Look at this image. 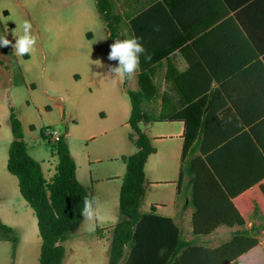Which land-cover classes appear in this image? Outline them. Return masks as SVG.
Masks as SVG:
<instances>
[{
	"label": "crops",
	"instance_id": "obj_1",
	"mask_svg": "<svg viewBox=\"0 0 264 264\" xmlns=\"http://www.w3.org/2000/svg\"><path fill=\"white\" fill-rule=\"evenodd\" d=\"M110 1L112 13L118 18L112 42L107 39L110 30L101 22L100 16L90 10L79 16V37L83 39L86 35V40H90L93 38L91 29H95L102 30L110 45L116 40L141 38L151 55L150 60L142 56V63L150 65L149 75L156 89L155 97L142 105L143 111L148 116L159 117L161 113L170 114L192 106L202 113L201 129L210 132L206 135V143L218 145L214 152H221L220 158L234 166L225 171L219 183L244 224L222 225L206 236L192 234L193 210L187 205L190 194L185 191L189 178H184L177 193L184 131L180 121H143L138 124L155 149L143 167L145 193L139 211L147 214L153 209L155 214L173 221L181 239L209 248L227 242L234 233L247 231L257 238L258 244L239 256L238 264H264V0ZM93 6L95 8V1ZM3 14L8 13L3 11ZM155 26L159 31L153 30ZM10 42L9 52L14 60H30V54L18 56L13 47L15 42L11 38ZM40 54L44 60V51L40 50ZM160 55L161 58L151 61ZM1 59L0 68L3 66V70L0 75L9 71L8 60L0 53ZM71 61L77 62V68L64 71L61 80L53 86L74 87L82 77L93 82L100 80L99 96L93 105L101 117L97 120L105 119V110L113 115L104 141L108 143L99 151L84 154L79 149L78 154L72 152L66 142L75 163V177L83 187L90 188L89 191L86 189L87 193L95 200L93 226L109 225L98 234L101 236L110 233L111 227L119 220L116 208L118 210L119 189L125 174L121 157L137 151L133 144L135 136L128 124L131 105L127 91L138 89L139 69L124 84V79L114 77L110 72V68L118 66L116 61H98L99 68L93 71L88 67L87 54L80 49L79 60ZM21 78L25 81L23 74ZM134 79L136 86L131 89L128 86ZM60 109L63 111L62 107ZM16 117L21 123L20 116ZM0 139L7 140L10 145L12 136L7 132L0 133ZM109 148L113 151L112 156L105 159L117 162L114 165L117 171L92 170V164L100 162L97 155L107 153ZM4 151L5 148L0 155L2 166L6 168L8 151L6 157ZM52 156L56 157L53 153ZM84 162L90 169L88 177L82 171ZM55 167L54 162L40 164L47 182L54 175ZM161 186L167 191L156 197V188ZM10 192L13 197L20 194L18 184L12 179ZM2 205L0 223L15 227L11 216L17 223L18 219ZM32 222L35 225V216ZM36 232L38 230L34 228L33 234Z\"/></svg>",
	"mask_w": 264,
	"mask_h": 264
},
{
	"label": "trees",
	"instance_id": "obj_2",
	"mask_svg": "<svg viewBox=\"0 0 264 264\" xmlns=\"http://www.w3.org/2000/svg\"><path fill=\"white\" fill-rule=\"evenodd\" d=\"M95 7L110 30L107 39L112 42L118 24V18L112 13V3L110 0H95ZM142 59L137 74L138 89L127 91L131 105L128 124L135 136L133 144L137 151L121 157L125 174L118 196L119 220L111 227L107 264H238V257L258 244L257 238L247 231L234 233L227 242L209 248L181 239L173 221L155 214L153 209L147 214L139 211L145 193L143 167L155 149L138 124L143 121H180L184 131L177 193L184 178H189L185 191L190 194L187 205L193 210L192 234L206 236L222 225L244 224L219 183L225 171L234 166L220 158L221 152H214L218 145L206 143V135L210 132L201 129L202 113L192 106L170 114L161 113L159 117L148 116L143 111L142 105L155 97L156 89L150 79V65L142 63ZM127 81L124 79V84ZM8 122L12 141L8 147L6 169L17 179L19 193L36 218L40 238L38 264H61L65 254L62 243L81 224L84 198L92 197L75 177V163L64 135L52 145L57 165L47 182L39 162L27 153L21 123L12 109ZM100 230L95 231L99 234ZM12 233L11 228L0 223V241L12 242L15 251L17 240L10 237Z\"/></svg>",
	"mask_w": 264,
	"mask_h": 264
},
{
	"label": "rangeland",
	"instance_id": "obj_3",
	"mask_svg": "<svg viewBox=\"0 0 264 264\" xmlns=\"http://www.w3.org/2000/svg\"><path fill=\"white\" fill-rule=\"evenodd\" d=\"M93 1L95 0H0V37L9 41L11 38L16 43L24 35L23 23L27 21L31 24L30 35L36 41L29 53L30 60L26 62L14 60L9 46L0 47V53L8 60L9 70L0 75V133L3 135L7 132L11 135L8 117L9 109H12L21 118L28 155L40 164H57V158L52 156V142L44 136L47 129L64 135L69 148L78 154L79 149L84 154L92 150L99 151L108 143L104 141L108 136L107 125L112 121L113 115L105 110V119L98 122L97 119L101 117L98 109L93 106L99 96L100 80L93 82L82 77L74 87L53 86L61 80L64 71L77 68V62L71 60H79V49L87 54L88 67L93 71L99 68L98 61H110V44L102 30L91 29L93 38L90 40H86V35H83V39L79 37L80 14L87 10L98 14ZM3 11L8 14H3ZM40 50L44 51V60ZM0 70H3V66ZM22 74L25 81L21 78ZM133 86H136V79L128 87L132 89ZM8 146L7 140L0 139V151L5 148V157ZM112 152L109 148L107 153L98 154L100 162L92 164V170L109 169L110 172H116L114 165L117 162L105 159L109 158L106 156H112ZM1 156L0 205L3 204L2 207L14 214L18 223L11 216L15 227H10L13 231L10 237L17 240V247L13 251L12 242L0 241V264H38L40 238L38 232L33 234L34 228L37 229L36 222L35 225L32 222L33 212L20 198V194L13 197L10 192V179L15 183L17 180L2 166ZM89 170L84 162L82 171L86 177ZM85 187L90 190L87 185ZM162 187L156 188V197L162 191H167V188ZM117 213L116 208V215ZM107 226L109 225L93 226L92 220L87 219L81 221L79 228L62 243L65 254L61 264H107L110 233L99 236L95 231L99 228L101 232Z\"/></svg>",
	"mask_w": 264,
	"mask_h": 264
},
{
	"label": "clouds",
	"instance_id": "obj_4",
	"mask_svg": "<svg viewBox=\"0 0 264 264\" xmlns=\"http://www.w3.org/2000/svg\"><path fill=\"white\" fill-rule=\"evenodd\" d=\"M24 35L17 39L13 46L18 56L29 54L36 41L30 35L31 24L27 21L23 23ZM154 31H159V27L155 26ZM10 41L4 37H0V47H7ZM150 60L151 55L141 43V38L135 37L124 40H116L110 45V52L108 59L110 61H118V66L110 68V72L114 77L118 76L121 79H131L140 66V58ZM94 198L85 197L83 200L84 208L81 215L87 219L92 220L95 216Z\"/></svg>",
	"mask_w": 264,
	"mask_h": 264
},
{
	"label": "built area",
	"instance_id": "obj_5",
	"mask_svg": "<svg viewBox=\"0 0 264 264\" xmlns=\"http://www.w3.org/2000/svg\"><path fill=\"white\" fill-rule=\"evenodd\" d=\"M44 136L48 137L53 144H56L60 138V135L53 129H47L44 132Z\"/></svg>",
	"mask_w": 264,
	"mask_h": 264
}]
</instances>
